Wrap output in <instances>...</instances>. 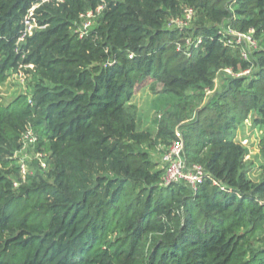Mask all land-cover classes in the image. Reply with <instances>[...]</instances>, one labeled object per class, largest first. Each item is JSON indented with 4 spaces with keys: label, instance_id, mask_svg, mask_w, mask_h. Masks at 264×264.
Listing matches in <instances>:
<instances>
[{
    "label": "trees",
    "instance_id": "obj_1",
    "mask_svg": "<svg viewBox=\"0 0 264 264\" xmlns=\"http://www.w3.org/2000/svg\"><path fill=\"white\" fill-rule=\"evenodd\" d=\"M37 5L40 28L17 47ZM188 8L190 26L169 28ZM225 24L255 29L249 60L224 46ZM30 65L32 92L0 98V264H264V177L248 179L233 137L251 115L264 126V0H0V85ZM154 83L176 101L156 133L132 103ZM30 128L46 170L23 180ZM177 129L205 169L197 190L163 185L154 153Z\"/></svg>",
    "mask_w": 264,
    "mask_h": 264
},
{
    "label": "built area",
    "instance_id": "obj_2",
    "mask_svg": "<svg viewBox=\"0 0 264 264\" xmlns=\"http://www.w3.org/2000/svg\"><path fill=\"white\" fill-rule=\"evenodd\" d=\"M58 1L64 2L65 0ZM38 7L39 5L29 10L27 17L25 18L24 32L21 38H19L18 40L17 47H19L21 43H24L28 37L32 36L35 30L40 28L38 21L34 16V11ZM104 7V5H100L95 10H89L81 14V24L77 30L80 38H84L89 34L90 30L94 26L93 21L100 17L104 10ZM185 14V19L171 20L169 28H186L190 26L195 17V10L188 8L185 11ZM220 32L224 35V46L237 48L240 51V55L243 60H249L252 53L259 49V41L255 37V29H250L247 32H243L235 29L229 24H225L220 28ZM189 43L190 40L187 41V44ZM28 68H33V66L30 65L21 67L22 71L19 74L15 75H18L23 80L26 79L28 75L24 72L23 69ZM223 72L229 76L234 77H239L250 73V71H246L244 73L236 74L231 69H225ZM217 88L218 84L216 80V87L214 89L207 88L205 90V95L207 97L212 96ZM37 143V134L33 129H28L22 136L21 149L18 150L14 155V158L17 159V165L19 167L20 175L23 180L27 178L29 170L25 160L20 158L19 155L27 148L36 147ZM184 149L185 145L183 134L179 129H177L175 132V139L170 144V146L166 148L161 158V165L164 169L163 185L165 187H168L174 184L185 183L193 190H197V188L205 181V169L199 164H188L184 156ZM36 158L40 161V164L44 168H46L42 154L38 152ZM14 186L18 187L19 183L15 182Z\"/></svg>",
    "mask_w": 264,
    "mask_h": 264
},
{
    "label": "rangeland",
    "instance_id": "obj_3",
    "mask_svg": "<svg viewBox=\"0 0 264 264\" xmlns=\"http://www.w3.org/2000/svg\"><path fill=\"white\" fill-rule=\"evenodd\" d=\"M95 22L96 21H93V24H95ZM217 84L219 85L218 88H220L222 84L221 77L217 79ZM160 90V85L154 83L134 94L132 103L136 105L139 112L140 129L149 128L153 133H156L158 130L157 119L164 115L169 103L175 109V100L169 98V101L166 102L163 97L157 96L161 93ZM31 92L32 76H27V78L23 80L18 75L13 74L5 83L0 85V98L5 104L9 103L14 97L20 94H30ZM139 105L140 108H138ZM233 137L236 141L241 142L247 150L244 159V169L248 179L255 183L261 182L264 177V155L262 153V151H264V126L255 125L253 116L251 115L248 120L237 125ZM37 153L38 150L36 146L25 149L19 155L27 164L29 170L28 176L35 175L38 171L44 173L46 170V168L40 164V161L37 160ZM162 155L160 150L154 153V157L159 161H161ZM43 161L45 162L44 159Z\"/></svg>",
    "mask_w": 264,
    "mask_h": 264
},
{
    "label": "crops",
    "instance_id": "obj_4",
    "mask_svg": "<svg viewBox=\"0 0 264 264\" xmlns=\"http://www.w3.org/2000/svg\"><path fill=\"white\" fill-rule=\"evenodd\" d=\"M158 96V95H157ZM153 103V102H152ZM134 104V103H133ZM138 108H140V105L138 106ZM140 111V110H139ZM140 128V127H139ZM142 130H150V131H152L151 129H149V128H141ZM153 132V131H152Z\"/></svg>",
    "mask_w": 264,
    "mask_h": 264
}]
</instances>
